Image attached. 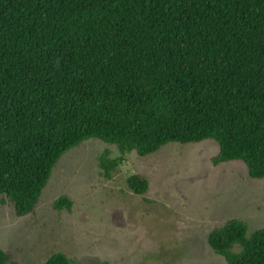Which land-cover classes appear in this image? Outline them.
Returning <instances> with one entry per match:
<instances>
[{"label": "trees", "instance_id": "16d2710c", "mask_svg": "<svg viewBox=\"0 0 264 264\" xmlns=\"http://www.w3.org/2000/svg\"><path fill=\"white\" fill-rule=\"evenodd\" d=\"M92 137L119 152L100 154L107 176L130 152L211 138L214 165L264 178V0H0L1 203L32 213L60 157ZM127 183L149 187L142 172ZM207 241L228 264H264V227L233 217ZM0 264L21 263L0 247Z\"/></svg>", "mask_w": 264, "mask_h": 264}, {"label": "rangeland", "instance_id": "374dc122", "mask_svg": "<svg viewBox=\"0 0 264 264\" xmlns=\"http://www.w3.org/2000/svg\"><path fill=\"white\" fill-rule=\"evenodd\" d=\"M105 149L119 155L95 137L63 154L32 213L17 216L0 196V247L11 260L41 264L63 252L71 264H228L209 233L233 217L248 224V235L264 227V178L238 160L214 165L211 138L130 152L110 176L98 162ZM135 172L149 179L142 195L127 183ZM61 194L71 210L53 207Z\"/></svg>", "mask_w": 264, "mask_h": 264}]
</instances>
